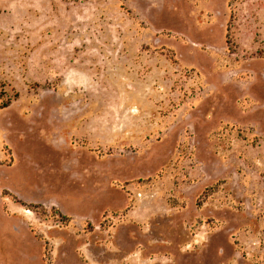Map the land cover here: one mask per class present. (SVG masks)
<instances>
[{
    "label": "rangeland",
    "instance_id": "1",
    "mask_svg": "<svg viewBox=\"0 0 264 264\" xmlns=\"http://www.w3.org/2000/svg\"><path fill=\"white\" fill-rule=\"evenodd\" d=\"M0 264H264V0H0Z\"/></svg>",
    "mask_w": 264,
    "mask_h": 264
},
{
    "label": "trees",
    "instance_id": "2",
    "mask_svg": "<svg viewBox=\"0 0 264 264\" xmlns=\"http://www.w3.org/2000/svg\"><path fill=\"white\" fill-rule=\"evenodd\" d=\"M9 103L10 102L6 103L3 107H7L9 105ZM4 196H8V197L13 198L14 200H17L18 202H20L24 206H26L27 209H30V210L34 211L38 215L46 216L48 214V209H46L41 204H33V203L25 204L24 202H21L20 200H18L17 197L14 194H12L10 192H7V191L4 192ZM52 212L56 213V215L58 217L57 220H58V222L61 225H63V226H68L69 225V223L71 221V217L62 214V212L59 209L55 208V207L52 208Z\"/></svg>",
    "mask_w": 264,
    "mask_h": 264
}]
</instances>
